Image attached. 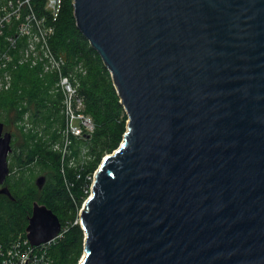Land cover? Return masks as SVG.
<instances>
[{
	"label": "water",
	"instance_id": "1",
	"mask_svg": "<svg viewBox=\"0 0 264 264\" xmlns=\"http://www.w3.org/2000/svg\"><path fill=\"white\" fill-rule=\"evenodd\" d=\"M128 116L79 264H264V0H73ZM0 124V195L12 135ZM39 189L46 183L42 175ZM62 231L34 202L32 246ZM25 264H28L27 261Z\"/></svg>",
	"mask_w": 264,
	"mask_h": 264
},
{
	"label": "trees",
	"instance_id": "2",
	"mask_svg": "<svg viewBox=\"0 0 264 264\" xmlns=\"http://www.w3.org/2000/svg\"><path fill=\"white\" fill-rule=\"evenodd\" d=\"M50 44L54 53L65 60L66 71L79 84V95L85 103L84 112L94 122L95 130L87 136L93 159L84 167L67 168L62 172L60 154L49 150L41 159L33 154L21 163L20 170L36 162L46 163L44 168L52 169L54 180L46 182L36 194L18 195L10 189L14 200L0 195V244H8L21 235L26 236L25 229L33 204L39 202L58 216L66 230L64 236L50 247L54 264H79L85 252V232L75 221L90 194L91 181L88 177L96 172L104 157L116 151L123 142L128 116L110 72L76 26L73 0H65ZM75 71H78L77 75L73 74ZM12 75L13 88L0 96V115L4 116L0 123L8 126L14 124L10 121L12 115L18 114L19 119L24 109L17 107V104L24 101L27 111L35 115H42L43 111L47 113V99L51 101L53 96L48 95L51 92L48 85L52 83L49 76L28 66H19ZM40 91L43 94L40 95Z\"/></svg>",
	"mask_w": 264,
	"mask_h": 264
},
{
	"label": "built area",
	"instance_id": "3",
	"mask_svg": "<svg viewBox=\"0 0 264 264\" xmlns=\"http://www.w3.org/2000/svg\"><path fill=\"white\" fill-rule=\"evenodd\" d=\"M64 3L65 0H0V92L9 88L12 72L19 66L38 68L42 75L56 74L70 142V138H87L94 132L95 126L92 118L84 112L85 103L78 87L65 73V60L54 53L50 44ZM17 54L20 59L15 63ZM96 172L88 177L91 184L87 200L92 196ZM87 200L75 224L81 225L80 215ZM65 232L62 226L57 238L40 246H32L22 235L8 244H0V264H25L26 261L28 264H54L50 247Z\"/></svg>",
	"mask_w": 264,
	"mask_h": 264
},
{
	"label": "rangeland",
	"instance_id": "4",
	"mask_svg": "<svg viewBox=\"0 0 264 264\" xmlns=\"http://www.w3.org/2000/svg\"><path fill=\"white\" fill-rule=\"evenodd\" d=\"M19 59V54L15 55V63ZM31 69H37L39 71L38 68ZM64 69L67 72L66 68ZM67 74L72 77L70 72H67ZM73 74L77 75L78 71H75ZM47 76L52 81L51 86L50 84L48 85L51 90L48 95H53L52 100L47 99L46 103L49 108L47 111L50 113L43 111L42 115L38 113L35 115L34 112L26 110L27 104L24 101L20 105L17 104V107L24 109L19 119H17L18 114H13L10 121H13L14 124H10L9 126L4 124L5 131L12 135V152L8 157L10 174L5 184L11 189L12 193L18 195L36 194L39 190L36 181L42 175L46 176L47 183L53 182L54 180L52 169L44 168L46 165L44 162H36L20 170V164L26 161L30 155L35 154L41 159L42 155L49 150L60 154L62 172L67 168L84 167L87 165V162L93 159L87 138H70V142H68L66 115L63 112L61 96L58 95L59 80L57 75L52 72L47 74ZM13 78L14 76L12 75ZM71 79L73 84H77L73 77ZM77 86L79 88V84ZM27 89H31V87H27ZM4 91L6 90H3L2 93ZM41 94L43 93L40 91ZM2 120H4V116L0 115V122Z\"/></svg>",
	"mask_w": 264,
	"mask_h": 264
},
{
	"label": "flooded vegetation",
	"instance_id": "5",
	"mask_svg": "<svg viewBox=\"0 0 264 264\" xmlns=\"http://www.w3.org/2000/svg\"><path fill=\"white\" fill-rule=\"evenodd\" d=\"M13 88V79L10 81V85H9V88L6 90V91H4L3 93H2V91L0 92V96H1V94L3 95L4 93H8L9 91H11V89ZM0 124H3V123H0ZM4 125V124H3ZM3 132L4 133H8V132H6L5 131V126H4V130H3ZM1 188V187H0Z\"/></svg>",
	"mask_w": 264,
	"mask_h": 264
}]
</instances>
